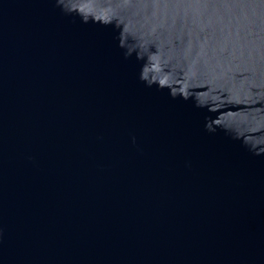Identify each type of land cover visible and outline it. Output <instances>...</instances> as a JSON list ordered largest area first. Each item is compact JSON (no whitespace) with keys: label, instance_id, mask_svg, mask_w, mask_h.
Returning a JSON list of instances; mask_svg holds the SVG:
<instances>
[{"label":"water","instance_id":"water-1","mask_svg":"<svg viewBox=\"0 0 264 264\" xmlns=\"http://www.w3.org/2000/svg\"><path fill=\"white\" fill-rule=\"evenodd\" d=\"M0 264H264V0H0Z\"/></svg>","mask_w":264,"mask_h":264}]
</instances>
